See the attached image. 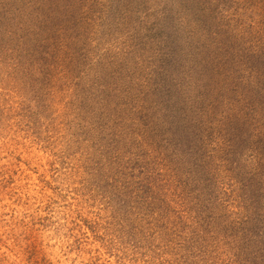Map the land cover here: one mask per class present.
<instances>
[{"label":"rangeland","instance_id":"1","mask_svg":"<svg viewBox=\"0 0 264 264\" xmlns=\"http://www.w3.org/2000/svg\"><path fill=\"white\" fill-rule=\"evenodd\" d=\"M201 1L139 0L43 59L21 48L38 12L20 44L0 22V264H264V174L243 136L171 133L151 112L155 81L175 82L146 50L176 31L213 48Z\"/></svg>","mask_w":264,"mask_h":264},{"label":"trees","instance_id":"2","mask_svg":"<svg viewBox=\"0 0 264 264\" xmlns=\"http://www.w3.org/2000/svg\"><path fill=\"white\" fill-rule=\"evenodd\" d=\"M138 1L0 0V22L20 44L25 41L19 33L24 28L20 19L31 12L28 7L38 12V27L33 26L30 34L31 48H21L29 59L34 55L43 59L65 54L66 49L72 47L67 34L73 30L79 31L75 39L83 43L93 40L100 15L130 12L138 8ZM201 2L199 8L212 20L208 33L213 48L209 53L205 35L195 47L197 52L182 45L183 38L189 39L191 31L166 35V40L162 41L168 46L162 43L160 46L159 42L156 48H145L151 53L145 67L160 76L168 74L175 82L170 89L155 81L153 89L157 99L152 100L151 112L156 117L157 113L161 114V120L171 127V133L175 125H182L185 136L191 127L198 125L212 134L220 130L226 132L227 141L232 145L243 136V146L253 152V171L264 174V0ZM204 25L199 27L204 29ZM39 30L45 31L43 41L36 39ZM198 32L194 31V35ZM154 35L149 36L153 43ZM195 57L203 59L198 69L192 63ZM149 80L152 84V79ZM161 89L165 91L163 94ZM259 243L262 246L261 240ZM260 257L264 259V254Z\"/></svg>","mask_w":264,"mask_h":264}]
</instances>
